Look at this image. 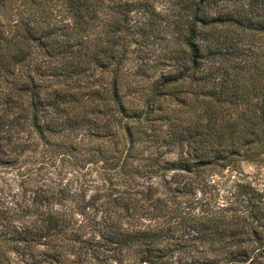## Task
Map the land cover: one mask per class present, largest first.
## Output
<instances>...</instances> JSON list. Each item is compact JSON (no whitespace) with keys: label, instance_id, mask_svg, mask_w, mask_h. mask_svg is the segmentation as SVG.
Instances as JSON below:
<instances>
[{"label":"trees","instance_id":"obj_1","mask_svg":"<svg viewBox=\"0 0 264 264\" xmlns=\"http://www.w3.org/2000/svg\"><path fill=\"white\" fill-rule=\"evenodd\" d=\"M39 145L104 199L0 207V264H264V189L195 195L264 164V0H0V165Z\"/></svg>","mask_w":264,"mask_h":264},{"label":"rangeland","instance_id":"obj_2","mask_svg":"<svg viewBox=\"0 0 264 264\" xmlns=\"http://www.w3.org/2000/svg\"><path fill=\"white\" fill-rule=\"evenodd\" d=\"M42 149V145L28 147L18 161L0 165V207L12 206L19 211L26 201H32L33 197L41 194L42 189L57 185L59 181H62L61 186L68 183L70 191L83 192L86 200L100 203L104 199L98 193L102 191L96 189L104 177L101 162L80 167L71 160L53 156ZM238 165L233 169L206 171L204 176L208 182L202 190L196 189V197L201 201L209 200L211 205L226 203L223 197L235 178H242L264 189V164L241 160ZM70 195L67 196L68 205L78 202L77 197Z\"/></svg>","mask_w":264,"mask_h":264}]
</instances>
